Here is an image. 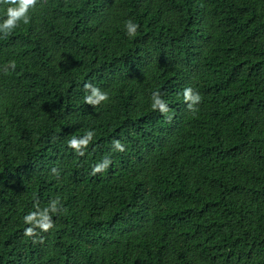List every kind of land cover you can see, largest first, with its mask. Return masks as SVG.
<instances>
[{
  "label": "trees",
  "instance_id": "16d2710c",
  "mask_svg": "<svg viewBox=\"0 0 264 264\" xmlns=\"http://www.w3.org/2000/svg\"><path fill=\"white\" fill-rule=\"evenodd\" d=\"M29 16L0 35V264H264V0H38ZM85 82L109 99L87 105ZM86 130L79 156L67 141ZM57 197L33 243L23 217Z\"/></svg>",
  "mask_w": 264,
  "mask_h": 264
},
{
  "label": "clouds",
  "instance_id": "9594fccd",
  "mask_svg": "<svg viewBox=\"0 0 264 264\" xmlns=\"http://www.w3.org/2000/svg\"><path fill=\"white\" fill-rule=\"evenodd\" d=\"M38 0H0V5H6L5 18L0 21V35L4 39H7L16 29L20 22L24 24L30 23L31 17L29 16V10L35 8ZM139 25L134 23L132 20L125 21V34L129 38H134L137 33ZM16 62L14 60L7 61L4 67V73L8 74L9 69L15 70ZM83 88L86 91V95L83 97L84 102L92 107L99 105L103 101H107L109 96L106 92L101 91L100 88L94 86L90 82H85ZM183 101L189 111L195 113L197 105L201 103L202 97L199 92L194 91L191 87H186L182 90ZM151 104L150 107L153 111H158L162 115H166L167 119H171L167 116L170 109L168 104L162 98L160 91H153L151 94ZM95 136L94 130H86L83 136H72L71 139L67 141V146L73 149L79 156L84 155V149L92 142ZM112 149L114 151L123 152L125 151L124 145L118 139L112 140ZM112 161L111 158L105 156L99 163H96L91 168L90 175L95 176L97 173H102L106 171ZM51 172L59 176V172L56 168H52ZM36 210L27 213L23 217V222L28 225L23 230V235L26 237L33 238V243H43V237L39 236L40 232H48L54 227L52 220V214L59 213L60 211V201L59 198H55L49 201L48 205L41 209L38 203L35 205ZM39 237V239H37Z\"/></svg>",
  "mask_w": 264,
  "mask_h": 264
}]
</instances>
